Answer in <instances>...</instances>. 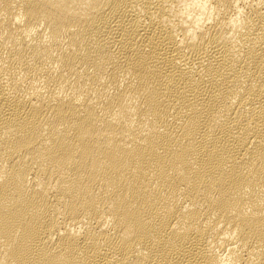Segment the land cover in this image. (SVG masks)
Wrapping results in <instances>:
<instances>
[{
	"label": "bare ground",
	"instance_id": "obj_1",
	"mask_svg": "<svg viewBox=\"0 0 264 264\" xmlns=\"http://www.w3.org/2000/svg\"><path fill=\"white\" fill-rule=\"evenodd\" d=\"M0 264H264V0H0Z\"/></svg>",
	"mask_w": 264,
	"mask_h": 264
}]
</instances>
